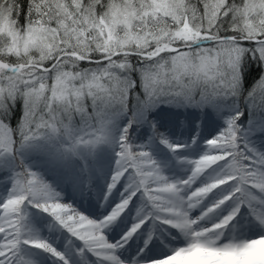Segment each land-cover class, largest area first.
Listing matches in <instances>:
<instances>
[{"label":"snow or ice","instance_id":"snow-or-ice-1","mask_svg":"<svg viewBox=\"0 0 264 264\" xmlns=\"http://www.w3.org/2000/svg\"><path fill=\"white\" fill-rule=\"evenodd\" d=\"M102 160L93 219L60 189ZM0 264H264V0H0Z\"/></svg>","mask_w":264,"mask_h":264},{"label":"rangeland","instance_id":"rangeland-1","mask_svg":"<svg viewBox=\"0 0 264 264\" xmlns=\"http://www.w3.org/2000/svg\"><path fill=\"white\" fill-rule=\"evenodd\" d=\"M170 110H178V109H170ZM160 131L165 133L167 136L169 135L166 128H160ZM168 138L175 143H183L182 141H178L177 139L173 138L172 135L168 136ZM159 157L168 158V153L163 149H159L156 153ZM102 166V165H101ZM168 172L170 175L175 177H179L183 175V171L178 163L173 161L168 168ZM110 177V166L105 164L103 168L93 177L87 180L86 186L83 190L79 187L78 184H74L71 182L62 183L61 184V194L65 200V202L71 201L78 210L90 218H98L104 215H107L108 212L111 210V206H113L116 202H118L119 194H115L109 197L108 201L104 200V191L105 185ZM103 203V207L101 204ZM142 204L139 200L129 206L130 210L126 211L116 222L113 224L107 232V237L110 241H116V235H124L131 227L133 222V217H135L139 210H142ZM46 219V218H45ZM39 222V217H38ZM124 231V232H123ZM153 233V237L155 238V243L160 246L161 249L167 251L164 247V244L167 243L164 236H158L156 233L155 225L149 223L148 227L142 231L134 234V236L128 241L125 247L121 250L122 257L126 258L125 256L131 253L130 246L131 244H140L144 243V240L148 238V233ZM45 236H51L56 242H61L60 237L55 233H49L47 229L44 230L42 233ZM54 236V237H53ZM170 238V237H169ZM179 241L173 240L171 245L169 246H176L178 245ZM126 254V255H124ZM137 255V252H136ZM142 255V253H141Z\"/></svg>","mask_w":264,"mask_h":264},{"label":"trees","instance_id":"trees-1","mask_svg":"<svg viewBox=\"0 0 264 264\" xmlns=\"http://www.w3.org/2000/svg\"><path fill=\"white\" fill-rule=\"evenodd\" d=\"M157 111H159V109ZM169 111H175V110L169 109ZM176 111H180V110H176ZM188 111H191V109H189ZM162 127L166 128V130L169 133L168 136L172 135L173 138L177 139L178 141H182L183 143H187L191 139V136L188 134V130H187L186 125H185V127H169V126H162ZM162 127H160V128H162ZM212 134H214V133L209 134V136H207L206 138H210V135H212ZM105 164H106V160H102L101 163L97 164L94 171L90 174L89 177L93 178L101 170V168H103V166H105Z\"/></svg>","mask_w":264,"mask_h":264},{"label":"bare ground","instance_id":"bare-ground-1","mask_svg":"<svg viewBox=\"0 0 264 264\" xmlns=\"http://www.w3.org/2000/svg\"><path fill=\"white\" fill-rule=\"evenodd\" d=\"M122 236H123V234L122 235H116L114 239L119 240ZM153 240H155V238H153ZM57 243L59 244V242H57ZM143 247H144V243L143 242L140 243V244H131V246H130L131 253L129 255L125 256V257L127 259L131 260V258L133 256H136V252H138V250L143 248ZM124 255H126V254H124Z\"/></svg>","mask_w":264,"mask_h":264}]
</instances>
